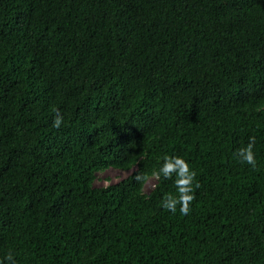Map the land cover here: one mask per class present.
I'll return each instance as SVG.
<instances>
[{
  "label": "trees",
  "instance_id": "obj_1",
  "mask_svg": "<svg viewBox=\"0 0 264 264\" xmlns=\"http://www.w3.org/2000/svg\"><path fill=\"white\" fill-rule=\"evenodd\" d=\"M250 136L255 169L233 157ZM164 155L196 173L188 215L161 207ZM107 166L130 171L94 185ZM10 251L264 264V0H0V261Z\"/></svg>",
  "mask_w": 264,
  "mask_h": 264
},
{
  "label": "clouds",
  "instance_id": "obj_2",
  "mask_svg": "<svg viewBox=\"0 0 264 264\" xmlns=\"http://www.w3.org/2000/svg\"><path fill=\"white\" fill-rule=\"evenodd\" d=\"M56 111L55 119L53 120V127L59 129L63 122V115ZM256 139L254 136H250L245 146L239 147L233 153L234 159L241 164L250 165L253 169L256 168V157L254 153ZM157 180L163 178L165 180H173L175 186V194H166L161 200V207L172 214H175L177 210L181 215H188L190 212V204L195 199L192 194L194 191L193 182L196 177L195 171L191 170L189 164L185 159L180 156L164 155L162 157V163L159 168L151 173ZM134 179L137 183L143 184L147 179L145 173L136 172ZM198 183L195 184V188H199ZM17 264L12 252L10 251L4 258V261H0V264Z\"/></svg>",
  "mask_w": 264,
  "mask_h": 264
},
{
  "label": "rangeland",
  "instance_id": "obj_3",
  "mask_svg": "<svg viewBox=\"0 0 264 264\" xmlns=\"http://www.w3.org/2000/svg\"><path fill=\"white\" fill-rule=\"evenodd\" d=\"M130 169H121L117 167L107 166L102 170L95 172L93 184L94 185H104L109 182L116 181L121 177H124ZM154 178L152 176L148 177L143 184V189L147 190L153 185Z\"/></svg>",
  "mask_w": 264,
  "mask_h": 264
}]
</instances>
